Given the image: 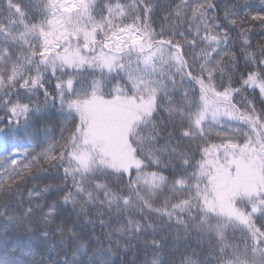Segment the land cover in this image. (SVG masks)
<instances>
[{
	"label": "snow or ice",
	"instance_id": "1",
	"mask_svg": "<svg viewBox=\"0 0 264 264\" xmlns=\"http://www.w3.org/2000/svg\"><path fill=\"white\" fill-rule=\"evenodd\" d=\"M117 258L264 264V0H0V264Z\"/></svg>",
	"mask_w": 264,
	"mask_h": 264
},
{
	"label": "trees",
	"instance_id": "2",
	"mask_svg": "<svg viewBox=\"0 0 264 264\" xmlns=\"http://www.w3.org/2000/svg\"><path fill=\"white\" fill-rule=\"evenodd\" d=\"M251 2H252L253 4L259 5L260 0H251ZM252 35H253V44H255V41H256L257 39H259V31L257 30V32L253 33ZM37 247H39V245H37ZM131 258H132L131 254H128L127 259H131ZM143 259H144V256H143V254H141V255L139 256V260H140V261H143ZM117 264H121V258H117Z\"/></svg>",
	"mask_w": 264,
	"mask_h": 264
}]
</instances>
